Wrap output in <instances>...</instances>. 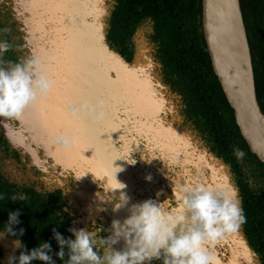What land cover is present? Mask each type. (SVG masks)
I'll list each match as a JSON object with an SVG mask.
<instances>
[{"label":"trees","instance_id":"16d2710c","mask_svg":"<svg viewBox=\"0 0 264 264\" xmlns=\"http://www.w3.org/2000/svg\"><path fill=\"white\" fill-rule=\"evenodd\" d=\"M18 2L0 0V29H8L0 31V40L12 45L3 59L12 62L25 59L27 50L23 39L24 12ZM240 3L254 89L261 99L264 115V0H240ZM104 5L101 32L106 47L127 65L145 66L164 107L153 114L156 124L161 122L169 129H164L165 137L172 139L177 134L179 145L194 152V173L206 174L210 168L218 169L225 191L229 196L235 192L236 202L245 216V223L235 230L236 243L249 264H264V163L249 151L234 127L206 48L201 0H106ZM103 127L104 144L110 146L113 157L117 154L116 142L120 140L115 139L109 124ZM140 137L138 134V141ZM127 141L122 140V144ZM0 147L7 149L2 136ZM141 148L156 149L149 155L160 156L161 144L156 134L152 133L149 144ZM240 157L248 165V171ZM64 189L45 188L34 181H13L0 167V194L5 197L0 200V224L6 222L7 212L19 210L20 223L14 228L24 229L19 238L25 249H31L38 241H47L55 252L52 228L65 237L70 235L67 228H77V214ZM13 195L25 199L13 201ZM106 223L104 229L109 231H101V238L110 233V225ZM0 264H3L1 243Z\"/></svg>","mask_w":264,"mask_h":264},{"label":"rangeland","instance_id":"374dc122","mask_svg":"<svg viewBox=\"0 0 264 264\" xmlns=\"http://www.w3.org/2000/svg\"><path fill=\"white\" fill-rule=\"evenodd\" d=\"M18 1L24 12L25 59H38L52 85L17 117L0 118V136L7 142V149L0 147V167L16 182L64 187L77 214V228L104 229L107 221L109 225L113 220L122 222L127 210H113L115 194L104 175L111 168V152L94 136L91 123L95 107L111 105L122 96L119 87H133L135 81L132 72L102 44L106 0ZM76 104L80 107H71L68 113L67 105ZM240 161L248 171L241 157ZM211 174L212 181L222 184L218 169ZM0 243L5 264V257L13 252L12 239L4 236ZM122 246L118 240L112 247ZM231 264H249L239 243L232 244Z\"/></svg>","mask_w":264,"mask_h":264},{"label":"clouds","instance_id":"9594fccd","mask_svg":"<svg viewBox=\"0 0 264 264\" xmlns=\"http://www.w3.org/2000/svg\"><path fill=\"white\" fill-rule=\"evenodd\" d=\"M0 31L7 32L8 29ZM11 48L8 41L0 40V118L4 119L17 117L52 85L38 59L4 60L3 54ZM63 143L67 145V139ZM144 179L150 181L151 176L146 175ZM4 198L0 194V200ZM18 198L25 199L13 195L11 200ZM175 200V208L164 211L151 199L128 204V198L123 195L122 203L113 206V210L127 205V216L122 222H111L110 235L101 238L99 233L109 229L87 226L69 227L66 231L70 235L65 237L53 227L51 239L57 245L55 252L47 241H38L31 249H25L19 238L24 229L14 228L20 223V212L9 211L6 222L0 224V238L15 239L12 240L13 252L5 257V264H57V261L61 264H153V261L160 264H217L210 250L212 245L245 223L235 192L225 196L219 190L194 184L181 187ZM118 240L123 241V246L116 250L112 246ZM16 250H19L18 255Z\"/></svg>","mask_w":264,"mask_h":264},{"label":"flooded vegetation","instance_id":"af4514ba","mask_svg":"<svg viewBox=\"0 0 264 264\" xmlns=\"http://www.w3.org/2000/svg\"><path fill=\"white\" fill-rule=\"evenodd\" d=\"M101 26L102 18L100 33L105 50L116 56L124 67L132 72L135 79L132 83L133 87H119L122 92L120 99L111 105H104V103L95 107L96 112L93 113V121H91L94 136L108 151L111 149L107 143L104 144L106 137L103 135V125L109 124L115 139L120 140L118 143L116 142L117 150L115 152L117 154L115 153L113 157L112 153L109 155L111 171L107 173L108 175L104 174L113 188L116 204L122 203L124 195L128 198V204L151 199L160 204L162 210L171 211L177 203L176 192L181 187L194 184L213 188L224 194L225 185L216 180L212 181L211 168L206 174L194 173V152L192 153L188 148L179 145L177 134L172 139L163 135L165 130L169 129L164 127L161 122L156 124L153 116L154 113L163 110V102L152 85L145 66L127 65L110 51L103 42ZM71 107L77 109L80 106L78 104L67 105L68 113L73 111ZM152 133L156 134L157 140L161 144L159 158L149 155L156 149L141 148V145L149 144ZM138 134L141 136L142 143L137 139ZM124 139L128 141L122 144ZM181 143H183L182 140ZM77 155L84 160L82 154L79 156L77 153ZM77 160L79 161V159ZM131 160L134 163H131ZM146 175L151 176L150 181L144 179ZM123 208L126 210L127 205ZM235 235V231L228 233L212 245L210 250L215 256L217 264H231V247L233 243L237 242Z\"/></svg>","mask_w":264,"mask_h":264},{"label":"water","instance_id":"95a60500","mask_svg":"<svg viewBox=\"0 0 264 264\" xmlns=\"http://www.w3.org/2000/svg\"><path fill=\"white\" fill-rule=\"evenodd\" d=\"M201 25L211 66L231 111L234 127L249 151L264 163V115L261 99L254 89L240 0H201ZM246 51L253 83L251 104L246 98Z\"/></svg>","mask_w":264,"mask_h":264},{"label":"bare ground","instance_id":"6f19581e","mask_svg":"<svg viewBox=\"0 0 264 264\" xmlns=\"http://www.w3.org/2000/svg\"><path fill=\"white\" fill-rule=\"evenodd\" d=\"M253 83H252V74L250 71V63L248 53L246 51V98L248 103H252L253 100Z\"/></svg>","mask_w":264,"mask_h":264}]
</instances>
